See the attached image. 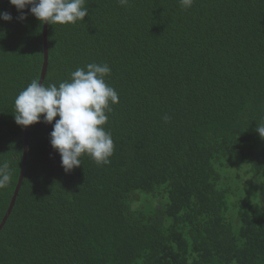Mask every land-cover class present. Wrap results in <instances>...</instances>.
I'll return each instance as SVG.
<instances>
[{
    "label": "trees",
    "instance_id": "1",
    "mask_svg": "<svg viewBox=\"0 0 264 264\" xmlns=\"http://www.w3.org/2000/svg\"><path fill=\"white\" fill-rule=\"evenodd\" d=\"M85 6L83 22L48 24L43 83L107 63L114 154L66 172L52 125H30L0 264H264V0ZM0 11L13 17L0 19L1 224L24 160L14 100L40 79L44 24L9 0Z\"/></svg>",
    "mask_w": 264,
    "mask_h": 264
},
{
    "label": "clouds",
    "instance_id": "2",
    "mask_svg": "<svg viewBox=\"0 0 264 264\" xmlns=\"http://www.w3.org/2000/svg\"><path fill=\"white\" fill-rule=\"evenodd\" d=\"M128 2L118 0L122 6ZM194 2L180 0L185 9L191 8ZM9 3L20 13L17 19L21 21L27 18L28 13L23 11L26 8L40 23L52 26L76 24L88 16L86 0H9ZM0 19L11 21L13 17L7 11H0ZM111 73L107 63H88L72 71L70 80L58 86H45L33 79L14 100L18 125L27 127L41 121L52 125L50 144L60 154L66 172L81 166L84 155L90 156L97 165L111 163L115 144L104 126L108 123L111 106L119 103L117 91L106 82ZM256 131L264 138V126H256ZM11 177L10 166L0 165V189L8 186Z\"/></svg>",
    "mask_w": 264,
    "mask_h": 264
},
{
    "label": "water",
    "instance_id": "3",
    "mask_svg": "<svg viewBox=\"0 0 264 264\" xmlns=\"http://www.w3.org/2000/svg\"><path fill=\"white\" fill-rule=\"evenodd\" d=\"M47 30H48V24L44 23V29H43V33H44V63H43V68H42V72H41V76L39 81L40 82H44L46 74H47V67H48V40H47ZM28 136H29V126L25 127V134H24V160H23V167H22V171L19 177V181L17 183L16 189L14 191L13 197L11 199L9 208L0 224V230L3 228V226L5 225V223L7 222V219L9 218L13 207L16 203L20 188L22 186L23 183V179H24V173H25V168H26V163H27V157H28Z\"/></svg>",
    "mask_w": 264,
    "mask_h": 264
}]
</instances>
